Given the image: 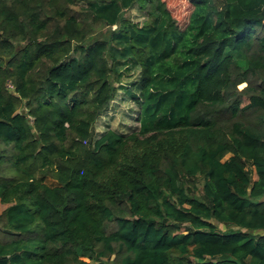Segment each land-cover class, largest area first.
Returning <instances> with one entry per match:
<instances>
[{
	"label": "trees",
	"instance_id": "16d2710c",
	"mask_svg": "<svg viewBox=\"0 0 264 264\" xmlns=\"http://www.w3.org/2000/svg\"><path fill=\"white\" fill-rule=\"evenodd\" d=\"M188 4L0 0V264H264V0Z\"/></svg>",
	"mask_w": 264,
	"mask_h": 264
},
{
	"label": "rangeland",
	"instance_id": "374dc122",
	"mask_svg": "<svg viewBox=\"0 0 264 264\" xmlns=\"http://www.w3.org/2000/svg\"><path fill=\"white\" fill-rule=\"evenodd\" d=\"M166 4L170 8L176 21L183 25L187 19L189 13L188 0H165ZM127 16L135 18L137 11L135 9L126 12ZM242 87V85H240ZM137 113V106L129 98L117 96L111 103L110 109L104 114L100 115L95 122L96 134L101 133L106 128H114L120 131H126L129 126H137L135 121ZM51 181V180H48ZM7 205L0 202V214ZM223 229V226H219ZM0 227V240L6 239L7 234L2 232Z\"/></svg>",
	"mask_w": 264,
	"mask_h": 264
}]
</instances>
